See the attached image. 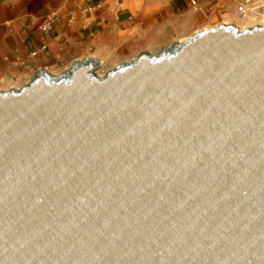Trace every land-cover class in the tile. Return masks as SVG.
<instances>
[{
    "label": "water",
    "instance_id": "1",
    "mask_svg": "<svg viewBox=\"0 0 264 264\" xmlns=\"http://www.w3.org/2000/svg\"><path fill=\"white\" fill-rule=\"evenodd\" d=\"M99 68L0 91V264H264V25Z\"/></svg>",
    "mask_w": 264,
    "mask_h": 264
},
{
    "label": "crops",
    "instance_id": "2",
    "mask_svg": "<svg viewBox=\"0 0 264 264\" xmlns=\"http://www.w3.org/2000/svg\"><path fill=\"white\" fill-rule=\"evenodd\" d=\"M195 1L198 9L191 0H0V91L19 89L37 68L59 75L93 57L107 71L216 25L256 22L237 11L242 0Z\"/></svg>",
    "mask_w": 264,
    "mask_h": 264
},
{
    "label": "built area",
    "instance_id": "3",
    "mask_svg": "<svg viewBox=\"0 0 264 264\" xmlns=\"http://www.w3.org/2000/svg\"><path fill=\"white\" fill-rule=\"evenodd\" d=\"M191 5L198 9V5L195 0H191ZM237 11L242 15H252L264 23V1L260 0L257 2H251L250 0H245L237 5ZM48 22L43 24L42 29L46 30L48 28Z\"/></svg>",
    "mask_w": 264,
    "mask_h": 264
},
{
    "label": "rangeland",
    "instance_id": "4",
    "mask_svg": "<svg viewBox=\"0 0 264 264\" xmlns=\"http://www.w3.org/2000/svg\"><path fill=\"white\" fill-rule=\"evenodd\" d=\"M243 2L245 1V0H242ZM251 2H257V1H260V0H250ZM255 18V17H254ZM253 25L252 26H255V25H264V23L263 22H261L260 20H258L257 18H256V22L254 23H252ZM106 71V69L105 68H102V67H100L99 69H98V74H100V75H102L104 72Z\"/></svg>",
    "mask_w": 264,
    "mask_h": 264
}]
</instances>
